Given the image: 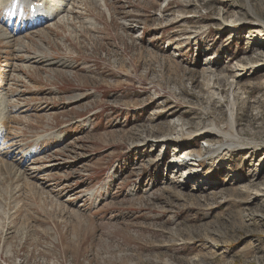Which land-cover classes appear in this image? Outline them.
<instances>
[{
	"label": "rangeland",
	"instance_id": "rangeland-1",
	"mask_svg": "<svg viewBox=\"0 0 264 264\" xmlns=\"http://www.w3.org/2000/svg\"><path fill=\"white\" fill-rule=\"evenodd\" d=\"M42 2L0 8V264H264V0Z\"/></svg>",
	"mask_w": 264,
	"mask_h": 264
},
{
	"label": "bare ground",
	"instance_id": "bare-ground-1",
	"mask_svg": "<svg viewBox=\"0 0 264 264\" xmlns=\"http://www.w3.org/2000/svg\"><path fill=\"white\" fill-rule=\"evenodd\" d=\"M8 2H9V0H7ZM7 1H6V3H7ZM19 2H17V3H15V4H13V5H11L12 7H10V8H8L7 6H5L6 5V3H0V8L2 9V10H4V13H7V14H9V18H10V16H12V18L13 19H16L17 21H21V20H23L24 19V16L25 15H23V10H22V8L23 7H25L26 9H27V6L29 5V4H36L37 6H40V7H37V10H38V14H39V16L41 15V10H42V8H43V0H18ZM0 2H2V0L0 1ZM4 2V1H3ZM45 2V1H44ZM49 2V1H48ZM51 2V1H50ZM5 4V5H4ZM62 4V3H61ZM5 7H7V8H5ZM59 5H60V3L58 2V4L56 3L55 5L54 4H52V6L53 7H50V9L52 10L51 11V13L52 14H55V15H57V13L59 12L58 11V7H59ZM61 6V5H60ZM67 6V5H66ZM69 6V5H68ZM65 7V6H64ZM17 34H16V32L14 31V30H12V31H10V30H7V29H4V28H2L1 26H0V40H2V41H5L6 43H11L12 42V40L15 38V36H16ZM22 49V48H21ZM26 58V57H25ZM39 58V57H38ZM2 102V101H1ZM4 103H5V101H4ZM5 105V104H4ZM2 107V106H1ZM7 110V109H6ZM5 114L2 112V109L0 108V128L2 129H5V126H4V122H5V116H4ZM209 127H211V129H213V128H215V126H213V125H210ZM217 135H219V134H217ZM223 136V135H222ZM226 137H224V139L222 140V142L217 146V147H215V148H213V150H215L216 151V149H220V148H223V147H226V148H241V143H239V142H237V140H236V138L232 135V134H230V133H228L227 135H225ZM237 137V136H236ZM225 140H228V141H231V142H229V143H226V141ZM2 141V136H1V133H0V143H2L1 142ZM4 154V153H3ZM24 154H26V155H24ZM187 154V153H186ZM22 155H24L23 157L24 158H22V160L24 161V162H26L27 161V159L29 158V153L28 152H24V151H22ZM22 157V156H21ZM188 157L189 156H186V155H180V156H178L177 158H173V160L170 162L171 163V165H173V166H175V165H178V163H182V162H184L183 160H185V159H188ZM189 158H191V157H189ZM187 161V160H186ZM189 161H191V159L190 160H188L187 162H186V164L189 162ZM196 161V160H195ZM190 164V163H189ZM13 165V164H12ZM5 167V166H4ZM7 169V168H6ZM14 172V171H13ZM264 189V188H263Z\"/></svg>",
	"mask_w": 264,
	"mask_h": 264
}]
</instances>
